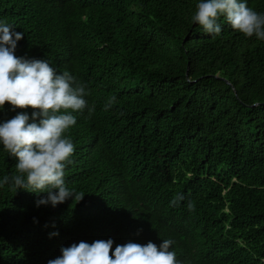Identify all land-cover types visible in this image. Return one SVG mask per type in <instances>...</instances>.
Listing matches in <instances>:
<instances>
[{
    "label": "trees",
    "instance_id": "trees-1",
    "mask_svg": "<svg viewBox=\"0 0 264 264\" xmlns=\"http://www.w3.org/2000/svg\"><path fill=\"white\" fill-rule=\"evenodd\" d=\"M198 2L0 0V21L23 34L15 55L69 71L95 106L66 133L65 184L82 201L37 206L46 193L0 187V264H48L98 239L113 252L172 239L181 264H264V41L224 17L206 33ZM20 113L33 109L6 103L0 123ZM17 163L0 144V180Z\"/></svg>",
    "mask_w": 264,
    "mask_h": 264
},
{
    "label": "clouds",
    "instance_id": "clouds-1",
    "mask_svg": "<svg viewBox=\"0 0 264 264\" xmlns=\"http://www.w3.org/2000/svg\"><path fill=\"white\" fill-rule=\"evenodd\" d=\"M221 17L246 37L264 41V13L250 8L244 0H199L192 20L206 33L218 35ZM21 39L22 33L13 32L10 25L0 21V109L6 103L13 110L33 109L31 118L20 113L0 123V144L18 159L16 174L5 175L0 187L10 185L14 193L19 189L46 193V197L37 200V206L50 203L55 207L70 197L79 203L85 194L69 190L64 179L75 150L66 133L77 123L74 113L88 108L91 115L95 106H88L85 85L69 71L57 74L48 60L17 57L15 50ZM115 102L116 97H110L104 110ZM183 199L178 193L170 206ZM188 209L193 211L194 205L190 203ZM113 243L112 239L74 243L62 247V255L48 264H181L176 252L170 250L172 239H163L159 246L151 241L147 244L130 241L117 245L114 252Z\"/></svg>",
    "mask_w": 264,
    "mask_h": 264
},
{
    "label": "water",
    "instance_id": "water-1",
    "mask_svg": "<svg viewBox=\"0 0 264 264\" xmlns=\"http://www.w3.org/2000/svg\"><path fill=\"white\" fill-rule=\"evenodd\" d=\"M229 82V81H228Z\"/></svg>",
    "mask_w": 264,
    "mask_h": 264
}]
</instances>
